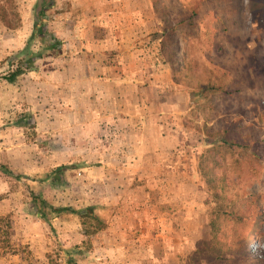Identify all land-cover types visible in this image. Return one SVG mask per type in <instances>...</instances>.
<instances>
[{"label": "rangeland", "instance_id": "obj_1", "mask_svg": "<svg viewBox=\"0 0 264 264\" xmlns=\"http://www.w3.org/2000/svg\"><path fill=\"white\" fill-rule=\"evenodd\" d=\"M15 2L20 25L11 29L0 20V163L22 177L0 171V258L78 264L103 230L84 216L87 207L95 214L99 206L135 204V181L119 173L122 156L133 149L127 132L84 125L86 101L55 74L53 58L64 57L65 48L38 59L15 82L4 79L35 27L55 36L51 21L61 11L45 0ZM152 6L158 29L140 49L151 65L152 109L168 111L161 115V131L171 136L162 161L172 162L183 185L182 220L149 228L164 229L172 241L171 253L152 264H264V0H152ZM24 113L33 123L20 122ZM62 165L68 168L53 172ZM160 169L164 185L175 183L165 180L170 167ZM34 195L58 210L46 206L41 217ZM139 198L151 213L175 202L165 201L160 188Z\"/></svg>", "mask_w": 264, "mask_h": 264}, {"label": "crops", "instance_id": "obj_2", "mask_svg": "<svg viewBox=\"0 0 264 264\" xmlns=\"http://www.w3.org/2000/svg\"><path fill=\"white\" fill-rule=\"evenodd\" d=\"M53 8L61 10L51 21L53 32L68 46L64 57L53 58L55 74L66 77L69 91L79 92L80 99L86 101L80 110L88 117L84 123L87 129L99 125L105 131L127 132L133 149L131 156H122L119 173L135 181V204L97 207L95 215L107 226L78 264H152L171 253L172 241L164 229L150 234L149 228L166 229L173 221L178 225L183 217V185L178 182L182 174L172 170V162L162 161L171 136L161 131L165 123L161 115L168 111L152 109L151 65L140 49L158 29L159 17L152 0H54ZM162 163L166 170L171 169L164 172L165 180L174 177L175 183L166 186L160 181ZM159 188L165 201L174 197V206L151 213L139 197H148ZM133 229L135 238L129 235ZM18 256L1 257L0 263H14Z\"/></svg>", "mask_w": 264, "mask_h": 264}, {"label": "trees", "instance_id": "obj_3", "mask_svg": "<svg viewBox=\"0 0 264 264\" xmlns=\"http://www.w3.org/2000/svg\"><path fill=\"white\" fill-rule=\"evenodd\" d=\"M45 1L48 6L53 7L54 0ZM0 20L11 29L16 28L20 25L21 17L17 10V4L15 0H0ZM45 35L46 31L43 27H35L25 47L18 53V59L15 66L8 72L7 75L4 76V79L9 82H15L19 76L25 74L26 72L35 70L36 61L38 59L45 58L50 55L55 56L63 51V41L60 38L53 36L51 37V39H48ZM33 40H40V44L36 50L31 47ZM202 87L204 86L202 85ZM20 122L33 123L32 114L24 113L21 117ZM66 168H68L67 165H62L57 167L54 172H62ZM0 171L8 175L15 176L16 178L22 177V175L19 174L15 175V173L6 164L0 163ZM33 201L36 205L37 213L45 219L47 218V212L44 210L46 206L52 208V210H58L56 208L54 209L53 206H51L44 198L40 196L34 195ZM93 210V207H87L86 214L84 216L95 222L96 230L104 229L106 226L105 222L98 216H96ZM2 219L3 218H1L0 221ZM10 237V233L6 232V246L9 245ZM2 253L4 252L0 251V255Z\"/></svg>", "mask_w": 264, "mask_h": 264}, {"label": "bare ground", "instance_id": "obj_4", "mask_svg": "<svg viewBox=\"0 0 264 264\" xmlns=\"http://www.w3.org/2000/svg\"><path fill=\"white\" fill-rule=\"evenodd\" d=\"M254 240V239H253ZM258 247V246H257Z\"/></svg>", "mask_w": 264, "mask_h": 264}]
</instances>
